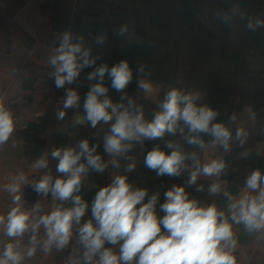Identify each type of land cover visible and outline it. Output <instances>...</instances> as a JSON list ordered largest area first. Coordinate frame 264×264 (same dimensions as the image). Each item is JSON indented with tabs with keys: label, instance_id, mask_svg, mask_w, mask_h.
I'll list each match as a JSON object with an SVG mask.
<instances>
[{
	"label": "clouds",
	"instance_id": "obj_1",
	"mask_svg": "<svg viewBox=\"0 0 264 264\" xmlns=\"http://www.w3.org/2000/svg\"><path fill=\"white\" fill-rule=\"evenodd\" d=\"M226 3L213 13L214 21L230 30L242 26L248 33L264 29V13L242 9L241 0ZM116 35L143 45L128 24L119 26ZM90 38L103 45L107 35ZM45 56L54 87L65 90L56 119L64 121L71 110V128L86 125L94 131L75 139L61 127L57 134L74 143L45 148L26 169L8 173L2 185L7 211L0 214V264H26L38 251L46 256L67 252V264H238L241 232L264 240V170H248L242 187L234 185L238 194L225 179L227 157L234 149H240L242 160L264 157V141L245 147L254 134L264 136V123L252 105L220 120L219 110L200 89L177 80L166 89L159 86L161 95L146 115L138 99L149 100L156 91L146 64L137 66L135 76L128 59L97 65L99 56L85 35L71 29L54 34ZM87 68L93 70L85 77L90 83L81 110V94L71 85ZM134 78L138 91L130 96L127 88ZM110 88L120 94L118 101L109 95ZM17 124L12 108L0 102V150ZM145 142H155L143 162L157 177L187 173L183 184L164 192L163 203L159 192L149 195L147 187L129 179L138 166L134 152L143 150ZM109 170L110 182L93 184L96 191L89 203L84 190L90 174ZM25 186L39 199L28 202ZM190 187L206 193L211 202L192 195ZM220 197L224 206L217 203Z\"/></svg>",
	"mask_w": 264,
	"mask_h": 264
},
{
	"label": "crops",
	"instance_id": "obj_2",
	"mask_svg": "<svg viewBox=\"0 0 264 264\" xmlns=\"http://www.w3.org/2000/svg\"><path fill=\"white\" fill-rule=\"evenodd\" d=\"M227 6L226 0H76L73 3L0 0V102L10 107L12 99L20 98L22 106L11 108L28 123L29 128L25 136L12 138L0 150V214L7 211V197L2 185L6 173L17 162L26 169L27 162H30L25 159L27 155L35 159L45 148L74 143V139L57 134L61 127L73 132L75 139L90 136L94 131L86 125L71 128V110L64 121L56 119L54 102L59 103L65 90L54 87L45 56L46 47L55 33L71 29L74 33L84 34L86 44H90L93 54L99 56L97 65L107 63L112 66L128 59L135 76L137 66L146 64L151 71V79L156 82V91L149 100L138 99L144 104L146 115L151 114L161 95L159 86L166 89L180 80L186 87L195 86L202 91L206 102L219 110L218 119L227 121L231 112H239L246 105H252L258 112L260 123H264V29L248 33L242 26L230 30L214 21L213 13ZM241 7L248 12L264 13V0H241ZM123 24H128L129 29L135 31L143 41L142 46L117 37L116 29ZM105 33L107 39L103 45H96L90 38L91 35ZM92 70L85 69L78 83L71 85L77 87L81 94V110L90 83L85 77ZM106 83L110 85V81L106 80ZM127 91L130 96H136L135 78ZM109 95L114 101L119 100L120 94L111 88ZM35 110L46 113L37 124L32 119ZM256 141H264V136L254 134L245 147H251ZM153 143L145 142L143 150L137 147L134 155L138 166L129 174V179L138 187H147L149 195L159 192V203H163L164 192L173 184H183L187 173L172 178L157 177L149 171L143 161ZM98 151H102V144ZM239 151L234 149L231 154L236 155L237 178L225 176L237 194L238 189L234 185L242 187L248 170L256 167L264 170V157L253 155L242 160L238 158ZM110 176L111 170L103 175L90 174V183L84 190L89 203L96 191L92 185H105L110 182ZM187 191L211 202L212 198L206 197V193H196L191 187ZM217 203L224 206L226 201L220 197ZM242 233L237 251L238 264H264V240L252 237L249 244H244ZM26 264L60 262L55 251L47 256L38 251Z\"/></svg>",
	"mask_w": 264,
	"mask_h": 264
},
{
	"label": "built area",
	"instance_id": "obj_3",
	"mask_svg": "<svg viewBox=\"0 0 264 264\" xmlns=\"http://www.w3.org/2000/svg\"><path fill=\"white\" fill-rule=\"evenodd\" d=\"M45 1V0H44ZM54 2H75L76 0H51ZM23 101L20 98H14L10 101L9 105L10 107L13 108H17L22 106ZM59 103L58 101L54 102V111H56V109L58 108ZM16 119L18 121L17 124V131L13 136V139H21L23 137V135L29 130L28 128V123L23 120L22 118H20L17 114H15ZM46 116V113L42 110H35L32 112V119L33 121L37 124L39 122H41ZM236 155H230L229 157H227L229 164H230V168L228 170L227 176L236 179L238 176V166L236 164ZM26 160L31 161L33 159V157L31 155H27L25 157ZM20 167V164L17 162L7 173L5 176V182L8 179V173L10 172H15L17 171ZM46 206H50V202H45ZM7 206V204H6ZM55 255L57 256V258L59 259L60 264H67L68 261V253L67 252H63V253H57L55 252Z\"/></svg>",
	"mask_w": 264,
	"mask_h": 264
},
{
	"label": "water",
	"instance_id": "obj_4",
	"mask_svg": "<svg viewBox=\"0 0 264 264\" xmlns=\"http://www.w3.org/2000/svg\"><path fill=\"white\" fill-rule=\"evenodd\" d=\"M30 192H33L30 186H25V199L28 202H35V200L39 199V197L37 196V194L35 192H33L34 196L31 197L30 196ZM252 240V236H250L247 233H242V243L244 244H249Z\"/></svg>",
	"mask_w": 264,
	"mask_h": 264
},
{
	"label": "trees",
	"instance_id": "obj_5",
	"mask_svg": "<svg viewBox=\"0 0 264 264\" xmlns=\"http://www.w3.org/2000/svg\"><path fill=\"white\" fill-rule=\"evenodd\" d=\"M28 132H29V130H28L23 136H25ZM28 136H29V135H28ZM28 136H27V137H28Z\"/></svg>",
	"mask_w": 264,
	"mask_h": 264
},
{
	"label": "rangeland",
	"instance_id": "obj_6",
	"mask_svg": "<svg viewBox=\"0 0 264 264\" xmlns=\"http://www.w3.org/2000/svg\"><path fill=\"white\" fill-rule=\"evenodd\" d=\"M29 194H30V196L32 197L33 192H30Z\"/></svg>",
	"mask_w": 264,
	"mask_h": 264
}]
</instances>
